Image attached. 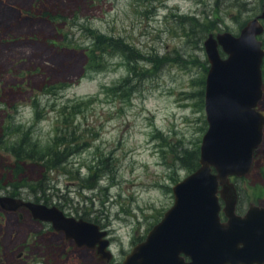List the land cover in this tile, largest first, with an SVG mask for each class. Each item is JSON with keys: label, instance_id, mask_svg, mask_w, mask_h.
Wrapping results in <instances>:
<instances>
[{"label": "rangeland", "instance_id": "374dc122", "mask_svg": "<svg viewBox=\"0 0 264 264\" xmlns=\"http://www.w3.org/2000/svg\"><path fill=\"white\" fill-rule=\"evenodd\" d=\"M263 10L264 0H0V194L35 196L13 184L45 188L44 204L108 229L122 259L172 205L196 151L199 160L204 40L238 35ZM89 29L120 40L125 53L110 49L105 66L88 69ZM262 88L264 111V80ZM56 128L70 149L57 168L9 169L22 132L47 145ZM233 178L239 211L264 207V136L250 172ZM39 228L27 214L0 212V264L95 262L91 250Z\"/></svg>", "mask_w": 264, "mask_h": 264}, {"label": "water", "instance_id": "95a60500", "mask_svg": "<svg viewBox=\"0 0 264 264\" xmlns=\"http://www.w3.org/2000/svg\"><path fill=\"white\" fill-rule=\"evenodd\" d=\"M263 17L264 12L248 20L238 35L220 32L204 40L209 63L204 89L208 127L199 166L172 186L173 203L145 242L133 246L116 264H262L264 207L250 204L245 216L236 215L238 193L231 177L250 172L254 150L263 140L264 111L258 103L263 97L264 49L257 38L263 32L259 21ZM0 200L12 203L5 208L27 206L35 218L52 222L77 245L90 246L98 237L97 225L67 217L55 205L12 197ZM220 211L228 217L226 223L220 222ZM181 251L190 255L189 263L177 260Z\"/></svg>", "mask_w": 264, "mask_h": 264}, {"label": "trees", "instance_id": "16d2710c", "mask_svg": "<svg viewBox=\"0 0 264 264\" xmlns=\"http://www.w3.org/2000/svg\"><path fill=\"white\" fill-rule=\"evenodd\" d=\"M188 21L191 24H198L199 26H203L198 22L197 19H195V17H190ZM89 31V35L93 41V45H91V47H89L86 51V66L88 69L98 70L99 68L105 66L104 55H110L112 53L111 50L125 53L126 47L120 40H115L96 30L89 29ZM203 32L206 33V30H204ZM262 73L264 78V62L262 66ZM126 81L127 79H124L125 85H127ZM58 131L59 128H56L51 142L47 145H43L40 142L36 141L30 131L22 132V135H19L18 140L13 144V161L9 164V169L14 168V171L19 175L21 173L20 166L24 164V162H37L42 165L45 173L52 172L64 161V156L68 153V150H70L68 149V145L64 144L63 142V138L65 137V135L63 133L59 134ZM187 155L188 154H185L184 158L187 157ZM189 162L190 171L195 170L198 167L197 151L195 153L194 159L188 161V163ZM45 173L40 178V180H38V185L45 181L47 182V174L45 175ZM13 185L14 188L18 186H21L22 188L30 186V188L32 189L31 192L35 195L34 198L36 200L40 199V194L44 195L45 188H41L38 186L35 190L30 183H26L24 185ZM12 192H14V190H12Z\"/></svg>", "mask_w": 264, "mask_h": 264}, {"label": "flooded vegetation", "instance_id": "af4514ba", "mask_svg": "<svg viewBox=\"0 0 264 264\" xmlns=\"http://www.w3.org/2000/svg\"><path fill=\"white\" fill-rule=\"evenodd\" d=\"M262 12H264V10H263ZM262 12H261V13H262ZM261 13H260V14H261ZM260 14L256 15L254 18H258ZM259 21H260V23H261L262 26H263V32H262L261 35L257 36V38L260 39V40H262V43H263V44H262V48L264 49V41H263V39H264V17H263V18H259ZM221 53H223V52H221ZM222 56L225 57L224 54H222ZM258 107H259V103H258ZM258 109H259V108H258ZM260 110H261V109H260ZM262 111H263V110H262ZM263 136H264V129H263ZM241 178H242V177H241ZM233 179H234V178L231 177V181H233V182L235 183V187H236V189H237V193H238V200H237V205H236L235 213H236V215H238V216H245V214L247 213V209H248L249 205H250V204H253V203H250L245 211H239V210L237 209L238 202H239V190H238V188H237L236 182H235ZM235 179H239V178H235ZM1 197H12V198H15V199H20V200H22L23 202L32 201V202H37V203H42V204H44V202L42 201L41 198L38 199V200H36L33 196H31V195H29V194H26V193H24V192H18V193H16V192L9 191V192H7L6 194H0V198H1ZM220 203H221V205L223 206V202H222V200H220ZM8 205L11 206L12 203H8V202H6V201H2V200H0V212H3V213H5V214H6V213L16 214L17 217H18L20 220H24V219H25V214H27V215H29V216L31 217V220H32L34 223H37V224L40 226V228H39V232H40V233L45 234V233L50 232V230L53 231V232H55V233H57V232H58V233H62L66 239H68V240H69V239L72 240L73 243H74L77 247H85V248L91 250V251L93 252V256H94V258H95V262H93L92 264H116V263H122V261L124 260L125 256L130 252V251H129L128 253H126V254L123 256L122 259L117 258V256L111 251L110 235H109V233H108V229H106V228L104 229V227H102L100 224L94 223V222H92V221L85 220V219H83V218H75L74 216L66 215V214L64 213V215L67 216V217H74L75 219H83L84 221L91 222V223H93V224H95V225L98 226V233H99V234H98V237L96 238V240L94 241V243H92V245H90V246H85V245L80 246V245H77V244H76L74 238H68V237L66 236L65 231H63V230H56V229L53 227L52 222H50V221H46V220L44 221V220H40V219H38V218H35V217L33 216L32 212H31V210H30L27 206H21V207H19V208H17V209H10V208H5V207H4V206H8ZM46 205H47V204H46ZM254 205H257V204H254ZM259 206H260V205H259ZM219 216H220V222H222V223H226V222L228 221V217L225 216L224 212L220 211ZM162 217H163V215H162ZM162 217H161V218H162ZM160 220H161V219H160ZM160 220H159V221H160ZM159 221H158V222H159ZM158 222H156V223H158ZM156 223H155V224H156ZM155 224H154V225H155ZM154 225H153V226H154ZM153 226H152V227H153ZM43 229H44L46 232H43ZM151 229H152V228H151ZM151 229H149L148 232H149ZM102 232H104V234L101 235ZM148 232H147L146 235H145V236H144V237H143L138 243H136V244L144 243L145 240H146V237H147ZM103 242H105V246L102 248ZM136 244H134L133 246H135ZM133 246H132V247H133ZM131 249H132V248H131ZM131 249H130V250H131ZM191 259H192V258L190 257V255L184 253L183 251H181V252H179V253L177 254V260H178V261H181V262H183V263H189V262L191 261ZM80 264H83V263H80ZM226 264H228V263H226ZM240 264H245V263H240ZM253 264H256V262H254ZM262 264H264V259H263V261H262Z\"/></svg>", "mask_w": 264, "mask_h": 264}]
</instances>
